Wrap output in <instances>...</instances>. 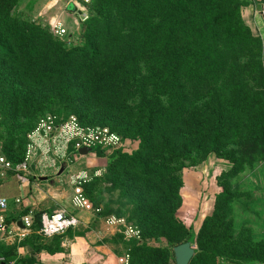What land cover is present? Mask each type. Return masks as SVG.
<instances>
[{
  "label": "trees",
  "instance_id": "obj_1",
  "mask_svg": "<svg viewBox=\"0 0 264 264\" xmlns=\"http://www.w3.org/2000/svg\"><path fill=\"white\" fill-rule=\"evenodd\" d=\"M111 1L115 0H99L101 8L97 9L100 11L84 21V33L72 47L56 42H49L52 46L44 45L48 37L40 41L32 24L27 58L31 61H50L53 55L60 58L59 69L43 73L48 79L54 76L61 79L67 95L83 97L74 107L75 113L93 104L89 97L92 89L96 95L101 90L103 102L110 103L111 114L114 117L115 113L119 114L108 121L110 129L138 143V148L130 155L117 151L118 159L114 163L119 165L116 172H126L135 180L142 177L139 183H142L143 197L132 209L135 222L143 233L155 228L177 245L182 240L171 233L176 222L167 213L171 206L167 202L177 194V186L166 191L167 185L177 182L175 168L167 167L173 159L178 161L189 151L201 147L216 153L226 141L227 133L240 144V155L235 159L231 175L237 174L245 163L264 158V65L261 61L254 58L251 65L249 59L244 66L256 77L257 91H251L243 83L239 85L241 89H236L234 79L231 82V87L237 91L235 95L244 99L250 96L248 100L253 107L252 114L251 107L248 115L242 112L244 133L240 121L233 120V112L239 114L238 118L241 112L239 99L232 98L233 95L218 102L209 113L190 110L195 98L224 76L227 69L232 71L231 66L237 67L240 53L260 50L261 38L244 22L241 7L247 3L241 0H121L124 3L116 5L118 12L114 14L116 3ZM108 7L112 10L108 11ZM150 7L157 11H153L157 20L152 22ZM2 53L12 55L10 43L0 41V55L7 56ZM236 72L242 71L239 68ZM130 99L136 103L125 107ZM228 104L233 106V111L232 107L228 109ZM194 129L197 133L186 135ZM95 149L101 155L99 148ZM164 150L167 152L162 155ZM13 154L14 150L10 159L21 161L24 158L22 152ZM155 155H161V159L156 168L151 169L148 161ZM229 196L226 188L217 195L211 219L216 220L226 210ZM41 215L33 213L34 228L40 227ZM136 240H132L134 247L128 254L129 264L136 263L134 255L140 260L151 250L150 245L137 244ZM198 244L202 250L193 255L189 264H216L215 256L224 251L219 242L215 247L210 245L211 249L203 238L198 239ZM13 249L14 246L0 241V254L6 260L13 258ZM234 249L231 253L244 263L264 262V245L250 250L245 245Z\"/></svg>",
  "mask_w": 264,
  "mask_h": 264
},
{
  "label": "rangeland",
  "instance_id": "obj_2",
  "mask_svg": "<svg viewBox=\"0 0 264 264\" xmlns=\"http://www.w3.org/2000/svg\"><path fill=\"white\" fill-rule=\"evenodd\" d=\"M111 2L116 3L113 14L118 12L116 5L122 6L124 3L121 0ZM98 3L99 0H0V41L10 43L12 50V55L2 53L8 57L0 55V156L10 162L9 167L0 166V178L14 174L23 176L27 172H30L28 174L30 177L36 172L32 164L27 171L18 170L17 166L25 159L18 161L9 157L13 150V155L22 152L25 157L26 148L30 143L29 134L38 126L40 119L49 118L54 120L56 125L74 120L89 133L101 128L114 131L110 129L108 121L114 120L117 115L115 113L114 117L111 114L109 102H103L101 90L96 95L92 89L89 97L93 104L89 109L83 111L77 109L78 113H75L74 107L83 100V97L67 95L63 91L61 79L57 76L48 79L43 73L48 69H59L60 58L57 55H53L50 61L44 59L31 61L27 58L30 53L28 41L32 34L30 30L32 24L40 41L44 36L48 37V40L43 41L44 45L52 46L49 42H56L65 47H72L84 33V21L100 11L97 9L101 8ZM111 10L108 7V11ZM153 11L157 12L155 8L151 10V22L157 20ZM251 30L254 35L260 37L253 29ZM254 58L264 65L262 38L260 50L240 53L237 67L230 65L232 71L227 69L224 76L217 78V81L195 98L190 110H194L193 113L202 111L209 113L218 102L222 103L225 97L233 95L232 98L239 99L238 107H241L240 117L238 118L239 114L234 111L233 120L240 121L244 133L242 112L246 113L251 107L252 114L253 107L248 100L250 96L247 95L244 99L235 95L237 91L233 90L231 82L234 79L236 89H241L240 83L251 91L259 89L254 74L244 67L249 59L252 65ZM239 68L242 72H236ZM245 91L249 93L248 90ZM135 103L130 99L125 107H132ZM125 107L124 112L127 109ZM229 107H232L233 111V106L228 104V109ZM113 133L120 135L123 146L115 150L98 147L101 155L97 154L95 148H91L86 154L71 151L64 154L62 148L57 167L47 175L50 179L40 186L43 192L50 189L43 198L45 203L43 206H50L53 213L61 208H72L71 200L75 188L78 187L90 205L89 213L85 212V215L80 216L85 225L82 228L87 226L86 228L92 230L95 245L99 243L97 244L99 247L95 249L96 253L91 255L95 263L102 264L105 252L111 251L114 258L118 256L117 264H124L120 259L130 253V249L134 247L132 240L135 238L138 239L137 244L147 243L151 248L140 260H137L135 255L132 256L135 264H175L172 250L175 245L168 241L167 234L157 233L155 228L143 233L135 222L132 209L143 197L140 190L142 183H139L142 177L135 180L126 172L115 171L119 167L118 164H114L118 159L116 152L130 155L138 148V143L130 142L128 136L115 131ZM192 133H197V129L186 135ZM247 136L248 134L245 138L242 136L244 141ZM199 139L202 140L201 137ZM166 152L164 150L162 155ZM239 155L238 140L231 136V133H227L226 141L216 153L201 147L189 151L178 161L173 159L171 165L167 167L175 168L173 173L177 176V182L166 186V191H171L177 186V194L167 202L171 205L167 213L171 214L176 222L171 233L182 240L181 242L187 241L193 235L191 245L195 250L194 254L202 250L198 244L199 238H203L208 247L210 245L215 247V243L219 242L224 251L215 256L216 264H264L251 261L244 263L234 256L236 254L231 253L232 249L235 251V246L245 245L250 250L257 245H264V158L251 164L245 163L237 174L231 175L235 159ZM160 156L155 155L153 160L148 161L151 169H155L159 164ZM35 158L48 159L49 155L43 156L38 152ZM62 166L65 169L59 173ZM225 188L230 194L225 205L226 210L218 214L219 218L216 220L211 219L215 214L217 195ZM52 194L55 196H48ZM130 226L137 229V235L132 236L125 232ZM54 237L56 240L53 241L58 245L64 241L57 235ZM67 246L68 244L65 247ZM231 247L232 249H229ZM209 248L211 249V246Z\"/></svg>",
  "mask_w": 264,
  "mask_h": 264
},
{
  "label": "crops",
  "instance_id": "obj_3",
  "mask_svg": "<svg viewBox=\"0 0 264 264\" xmlns=\"http://www.w3.org/2000/svg\"><path fill=\"white\" fill-rule=\"evenodd\" d=\"M241 1L247 3L242 9L244 22L264 39V15L261 13V7H264V0ZM0 166H2L1 163ZM53 170L54 168L46 170L40 175H36L35 172L30 177L28 176L30 172H27L23 176L14 174L0 178V192L8 199L7 209L0 212V215H3L5 222L9 225V229L14 235L13 237H6L1 242L14 246L11 260L16 264H89L90 262L97 264L92 260L91 255L96 253L95 249L99 247V243L95 245L94 232L86 228L87 226L85 227L86 229L82 228L85 225L80 220V216L89 213L90 209L75 207L73 204L71 205L72 208H65L67 212L77 218L78 222L75 226L69 227L66 231L57 235L59 238L64 239L59 245L53 241L56 240L54 235L45 237L36 233L35 229H32L22 240H18L16 229L22 228V223L20 222L22 216L27 215L29 212L32 215L36 212H40L42 215L52 213L50 206H43L45 204L43 198L50 192V189H47V192H43L40 186L50 179L47 175L52 173ZM42 177L47 178L44 179ZM48 196L54 197L55 195ZM16 199H19V201L17 202ZM110 227L114 229L113 226ZM66 244H68L67 247H65ZM111 254L114 253L111 251L105 252L102 264H112V262L117 264L118 256L114 258ZM16 260L19 261L17 262Z\"/></svg>",
  "mask_w": 264,
  "mask_h": 264
},
{
  "label": "built area",
  "instance_id": "obj_4",
  "mask_svg": "<svg viewBox=\"0 0 264 264\" xmlns=\"http://www.w3.org/2000/svg\"><path fill=\"white\" fill-rule=\"evenodd\" d=\"M261 11L264 13L263 7ZM106 128L95 129L89 133L87 130H83L77 122L71 120L69 122L60 123L56 125L54 120L40 119L38 126L29 134L30 143L26 148V153L23 162L17 166L18 170H28L32 164L34 171L45 172L46 170L57 167L59 158L61 157V150L64 148V154L71 151L79 153V149L82 147L96 148L105 147L110 149H118L123 146V140L118 134L113 133ZM40 152L41 155H49L48 159H37L36 154ZM0 163L2 166L9 167L10 162L6 161L0 156ZM41 173H36V175ZM18 202L19 199H16ZM72 204L75 207L90 209L86 197L80 193L78 187L75 188L74 196L72 197ZM8 199L0 192V212L7 209ZM99 211V209H96ZM111 221V219H109ZM77 218L71 215L65 208L57 210V212L45 213L41 215V225L38 228H34V219L31 212L21 217L22 228L16 229V235L18 240H22L26 237L32 229H35L36 233L45 237H50L56 234H61L69 227L77 224ZM113 222V220H112ZM126 233L130 235H137L136 228L131 226L125 229ZM13 232L9 229V225L6 224L3 215H0V241L6 237H13ZM129 255L126 254L121 257L120 262L127 264ZM0 264H16L12 260H6L3 255L0 254Z\"/></svg>",
  "mask_w": 264,
  "mask_h": 264
},
{
  "label": "water",
  "instance_id": "obj_5",
  "mask_svg": "<svg viewBox=\"0 0 264 264\" xmlns=\"http://www.w3.org/2000/svg\"><path fill=\"white\" fill-rule=\"evenodd\" d=\"M89 150V148L82 147L79 149V153L86 154ZM63 169L64 166L61 167L59 173L63 171ZM42 178L46 179L47 177ZM191 240L192 238L188 239L185 242L179 243L172 248L175 264H189L195 252L194 248L191 245Z\"/></svg>",
  "mask_w": 264,
  "mask_h": 264
}]
</instances>
